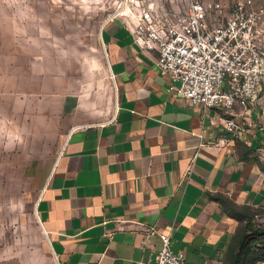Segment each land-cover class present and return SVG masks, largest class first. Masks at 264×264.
<instances>
[{"label": "crops", "instance_id": "0c3cea01", "mask_svg": "<svg viewBox=\"0 0 264 264\" xmlns=\"http://www.w3.org/2000/svg\"><path fill=\"white\" fill-rule=\"evenodd\" d=\"M116 16L100 35L114 94L102 121H79L85 106L73 101L62 71L43 59L32 68L26 42L0 64V95L21 102L23 127L27 109L37 112L38 132L55 129L58 149L34 207L48 249L57 264H133L152 260L169 234L184 264H232V239L249 233L248 219L264 207L257 111L242 116L243 138L225 136L224 111L172 95L153 53Z\"/></svg>", "mask_w": 264, "mask_h": 264}, {"label": "rangeland", "instance_id": "374dc122", "mask_svg": "<svg viewBox=\"0 0 264 264\" xmlns=\"http://www.w3.org/2000/svg\"><path fill=\"white\" fill-rule=\"evenodd\" d=\"M152 1L140 0L144 4ZM186 1L160 0L167 10L182 8ZM202 1L211 8L220 7L225 14L236 0ZM254 2L264 7V0ZM127 3L0 0V64L6 68L14 44L26 42V62L32 68L43 59L48 66L62 71L73 101L85 106L78 112L79 121H102L112 112L114 94L101 29L107 19L128 13ZM3 73L0 80L6 81ZM33 97H28L26 103L28 99L34 103ZM20 103H15L13 96L0 95V264H57L34 210L58 149L55 129L38 132L34 125L37 112L27 109L24 128ZM16 107L20 110L15 111ZM47 119L53 123L55 116ZM260 216L253 221L260 223L257 229L264 230V212Z\"/></svg>", "mask_w": 264, "mask_h": 264}, {"label": "built area", "instance_id": "2783aa9c", "mask_svg": "<svg viewBox=\"0 0 264 264\" xmlns=\"http://www.w3.org/2000/svg\"><path fill=\"white\" fill-rule=\"evenodd\" d=\"M127 2L123 23L140 49L153 53L156 69L169 79L167 90L172 95L204 108L222 109V131L235 140L246 133L248 122L242 116L255 108L258 116L253 127L264 132L262 5L236 0L222 14L220 7L211 8L202 0H189L171 10L160 0ZM235 107L244 112L235 113ZM262 212L264 207L257 209L253 220ZM149 232L156 233L153 228ZM184 259L182 252L171 248L170 235L164 234L152 260L133 264H184Z\"/></svg>", "mask_w": 264, "mask_h": 264}, {"label": "trees", "instance_id": "16d2710c", "mask_svg": "<svg viewBox=\"0 0 264 264\" xmlns=\"http://www.w3.org/2000/svg\"><path fill=\"white\" fill-rule=\"evenodd\" d=\"M246 227L251 229L249 233L245 230L241 236L232 239V264H252L264 259V230L255 227L253 215L248 219ZM253 242L256 243L252 244Z\"/></svg>", "mask_w": 264, "mask_h": 264}]
</instances>
